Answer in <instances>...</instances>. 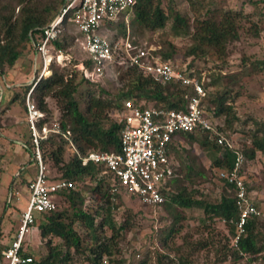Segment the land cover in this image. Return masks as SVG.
I'll return each instance as SVG.
<instances>
[{"label":"trees","instance_id":"16d2710c","mask_svg":"<svg viewBox=\"0 0 264 264\" xmlns=\"http://www.w3.org/2000/svg\"><path fill=\"white\" fill-rule=\"evenodd\" d=\"M248 1L261 17L256 19L258 13L246 12L243 8L219 9L217 0H187L186 11L176 8V0H169L166 5L165 0H136L131 10L117 20L107 21L109 26L105 28L115 29L113 36L116 38L128 34L136 37L145 31H162L155 41L157 48L151 50V54L172 64L191 57L186 67L201 81L202 69H196L195 64L198 61L212 64L208 80L202 81L206 93L201 106L210 113L215 130L234 139L233 133L239 130L231 123L240 121V117L233 105L246 93L250 94V86L256 81H263L264 77V55L252 53L241 46L243 34L257 40L264 37V0ZM19 3L24 5L27 0H19ZM22 9L20 19L14 18L13 13L1 14L0 19V83L5 81L7 85L15 83V75L11 71L19 61L26 62L24 73H33L35 56L39 54L41 66L37 65L36 72L39 73L43 67V57L37 44L44 39L47 19L30 7L23 6ZM69 25L73 22L66 17L59 37L51 41L57 51L65 52L75 38L68 31ZM177 38H185L188 42L185 46L179 45L175 41ZM132 41L135 42L134 39ZM236 53L240 56V63L236 70H231V57ZM84 62L89 68L94 64L92 58ZM79 63L72 60L71 64L60 66L54 62L49 67L51 74L43 76L34 86L24 82L13 87V95L7 104L5 96L0 101V116L4 105L12 107L20 100L28 118L26 96L32 90L31 99L44 114L37 123L39 131L42 132L45 123L52 128L58 124V131H50L47 138L39 143L49 170L48 180L73 183V186L60 188L54 193V209L36 214L35 225L46 243L47 252L36 258L35 251L25 243L22 253L33 257L28 264H77L78 254L83 255L88 264H132L121 256L117 237L131 228L133 222L128 216L118 220L116 215L121 205L117 200L123 194L137 196L124 187L104 164L93 161L84 164L83 156L92 150H121L123 123L114 114L122 110L126 98H132L142 107L186 110L187 96L193 93V89L177 82H164L127 62L116 64L120 84L116 92L102 85H97L96 90L92 88L95 82L76 67ZM209 88L213 90L209 91ZM252 119L253 127L240 130L243 133L242 142L236 143L245 155L243 172L250 190L254 186L246 175V163L255 160L259 154L264 155V119ZM247 121L244 120V123ZM211 134V131L197 128L193 132H181L179 138L170 142L169 153L176 166L175 174L163 190L167 199L161 205L142 204L151 211L164 207L172 218L157 232L159 242L166 248L175 247V238L185 227V209L200 208L204 211L196 230L198 233L208 231V236L188 242L189 234L184 235L183 240L190 246L185 253L181 252L179 245L175 247L178 264H208L196 261L194 253L211 245H219L218 261L232 255L230 264H253L261 253L264 260V221L261 213L249 219L246 232L239 240V248L233 244L239 218L236 195L232 186L219 178L218 170L234 167L236 149L219 144ZM184 139L207 147L206 153L212 160L210 167L197 161V155L182 146ZM24 147L34 157L32 136L24 142ZM19 176L20 181L15 178L10 183L9 191L4 195V205L10 206L14 194H19L24 185L28 188L30 180L21 177V172ZM216 177L223 183V191L219 198H211L202 192L199 185ZM259 187L258 184L256 188ZM89 199L93 204H89ZM218 220L224 221L229 230L227 242L223 244L222 238H218L215 228H212ZM106 229L111 230L109 235L105 234ZM1 233L0 230V264H8L4 251L11 243H5ZM55 238L62 242H55ZM165 257L173 261L168 254L159 252L160 264ZM146 263L147 259L140 262ZM212 264H217V261Z\"/></svg>","mask_w":264,"mask_h":264},{"label":"built area","instance_id":"2783aa9c","mask_svg":"<svg viewBox=\"0 0 264 264\" xmlns=\"http://www.w3.org/2000/svg\"><path fill=\"white\" fill-rule=\"evenodd\" d=\"M135 3L136 0H69L46 25L44 39L37 44L38 52L43 57L44 71L55 61L65 65L66 60L70 59H65L67 53L57 51L51 43L59 37L65 18L70 17L78 33L74 40L80 41L84 51L94 61L92 68L86 66L84 60L76 65L85 77L93 80L94 76L102 75L108 64L125 53L127 62L137 65L164 82H177L191 87L193 93L187 96L186 110L142 107L132 98H126L122 110L117 113L118 120L123 123L121 150L89 151L83 156V163L93 161L104 164L142 203L161 205L167 199L163 190L175 174V163L169 153L170 142L179 138L181 132H193L197 128L211 131V135L219 144L236 149L234 167L219 169L218 176L224 183L232 186L236 195L239 218L236 221L233 244L239 248V240L246 232L249 219L261 213L243 172L245 155L234 139L215 130L210 113L201 106L202 97L206 93L203 82L191 75L187 67L161 61L151 54V49L137 47L129 34L116 38L107 32L104 21L117 20L131 10ZM49 54L53 56L51 60L48 58ZM31 91L27 96L28 121L35 147L33 158L38 164V173L28 186L30 199L27 209L22 213L20 229L4 251L8 264H28L33 261V257L24 255L22 249L26 236L35 226L36 214L54 209V193L60 188L73 186L72 182L66 180H48L49 170L43 160L39 143L41 139L47 138L50 131H58V124H54L52 128L45 123L42 132L39 131L37 123L44 114L31 99Z\"/></svg>","mask_w":264,"mask_h":264},{"label":"rangeland","instance_id":"374dc122","mask_svg":"<svg viewBox=\"0 0 264 264\" xmlns=\"http://www.w3.org/2000/svg\"><path fill=\"white\" fill-rule=\"evenodd\" d=\"M69 0H27V3L24 5L19 3V0H0V19L1 14H14V18L20 19L23 14V6L30 7L35 13H41L47 19L49 23L54 19L57 14L60 12L62 7ZM169 0H165V5ZM217 5L219 9H244L246 12H256L255 7L249 3L248 0H217ZM188 7L187 0H176V8L182 11H186ZM189 10V9H188ZM264 10V8H263ZM258 13V12H256ZM261 17L258 14L255 15V18L258 19ZM109 26L107 21H104V27ZM170 26V23L167 25ZM247 27V25H245ZM68 31L73 35H78L76 27L74 25L68 26ZM112 36L116 33L115 29L106 28ZM162 31L150 32L145 31L144 34L133 36L131 39H134V44L137 47H147L151 50L157 48L156 40L160 38ZM122 37V36H120ZM119 37V38H120ZM175 41L179 45L185 46L188 42L185 38H177ZM241 46H245L246 50H250L252 53L264 55V37L260 40L253 39L248 34H243L241 41ZM256 43V44H254ZM253 44V45H252ZM65 59H67V64H71L72 60H86L89 58V55L84 51L79 40H73L72 43L67 47L65 51ZM39 54L35 56V71L33 73H24L26 62L22 63L19 61L14 69L11 71L14 73V84L7 85L5 81L0 83V101L2 97L5 96L6 103L13 95L12 88L17 87L24 82L27 84L35 85L43 76H47L49 72L44 71V63L41 71L36 72L38 66H41V59H38ZM191 57L185 58L184 60H177V64L180 66L186 67L190 61ZM29 61V60H28ZM128 58L125 53L116 61L108 64L105 67V70L102 75L94 76L93 79L94 85L93 89L97 90V85H102L106 88H109L111 91L116 92L119 87L118 80V71L116 69V64H125L127 63ZM58 64L57 61H55ZM28 63V62H27ZM54 63V62H53ZM240 63V56L238 53L234 54L231 57V70H236L237 65ZM65 63V65H67ZM38 65V66H37ZM60 66H64L59 64ZM202 69V81H207L209 78V72L212 68V64H205L203 61H198L195 66ZM45 73V74H44ZM263 81H256L250 87L252 92L246 93V95L240 98L236 103H234V110L240 117V121H232V127L237 128L239 131L233 133V138L236 143L241 144L240 140L243 133L240 130L253 127V119H264V77ZM15 85V86H14ZM9 90H7L8 88ZM19 90V89H18ZM212 91V88L208 89ZM28 96V94H27ZM26 96V99H27ZM20 100L16 102L12 107H6L4 105L1 110H3L2 115L0 116V230L2 231L1 239L5 243H11L13 239L16 238L17 232L21 226L22 213L27 209L29 199H30V190L29 188L23 186L24 188L20 189L19 194H14V198L11 201V205H4L5 197L7 194L8 187L12 180L17 178V181H20V172L21 177H25L27 180L35 179L38 173V164L31 157L29 151L24 147V142L30 140L31 131L28 118H26V113L20 104ZM115 117L118 118L116 114ZM244 120H249L244 123ZM182 146L190 150L192 154L197 155V161H200L207 168L211 166L212 160L207 155V147H202L198 143H191L187 140H183ZM241 146V145H240ZM176 166V164H175ZM216 171V168H215ZM246 175L250 180L251 186H254L251 191L256 202L259 205L261 211V218L264 221V155L259 154L255 160H249L246 163ZM214 178L213 180L199 185L200 189L204 194H208L211 198H219L221 192L223 191V183ZM260 185L259 188H256L257 185ZM118 203L121 207L117 213L118 220H123L124 216H128L133 222L131 228L126 231H122L117 237L118 248L121 251V256H123L127 263L140 264L143 259H147L146 264H160L159 263V252L168 254L173 261H170L169 258H163V264H178L177 252L175 247L178 245L181 247V252L185 253L189 244L183 240V236L189 234L187 241L195 242L198 239L206 238L208 236V231L204 233H198L196 227H198L204 217V211L200 208H188L184 212L187 216V219L184 221V229L181 232V235H178L175 238L173 245L174 248H166L161 245L159 239L157 238V232L161 228L165 227L166 224H169L172 218L169 217L168 211L164 207H159L158 209L151 211L143 206L142 202L138 197L129 196L123 194L122 197L118 198ZM89 204H93L92 200L89 199ZM212 228H215V232L218 234V238H222V243L227 242L226 236L229 234V230L225 225L224 221L218 220L212 224ZM111 233L110 229H106L105 234L109 235ZM55 242L61 243V239L55 238ZM186 242V243H185ZM29 245L31 249L35 251V257L40 258L42 254L47 252V246L45 241L39 235V229L37 225L34 226L32 232L26 236L24 244ZM220 244V245H221ZM219 245H211L210 247L201 249L194 253V259L199 263L207 262L212 264L214 261H217V264H230L233 260V256L229 255L226 260L218 261L217 250ZM248 256V255H247ZM262 253L258 255L257 259L253 264H264ZM249 257V256H248ZM246 260V259H245ZM242 261V263L245 262ZM77 264H88L84 260V256L81 254L77 255Z\"/></svg>","mask_w":264,"mask_h":264},{"label":"bare ground","instance_id":"6f19581e","mask_svg":"<svg viewBox=\"0 0 264 264\" xmlns=\"http://www.w3.org/2000/svg\"><path fill=\"white\" fill-rule=\"evenodd\" d=\"M48 58L51 60L53 58V56L51 54L48 55ZM48 70L45 71V73L47 72ZM44 73V74H45Z\"/></svg>","mask_w":264,"mask_h":264},{"label":"crops","instance_id":"0c3cea01","mask_svg":"<svg viewBox=\"0 0 264 264\" xmlns=\"http://www.w3.org/2000/svg\"><path fill=\"white\" fill-rule=\"evenodd\" d=\"M47 72H49V71H47ZM50 73V72H49Z\"/></svg>","mask_w":264,"mask_h":264}]
</instances>
